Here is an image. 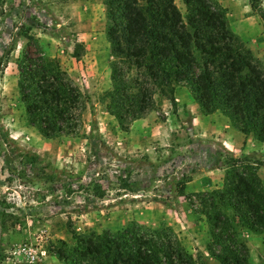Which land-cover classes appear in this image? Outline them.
<instances>
[{
  "label": "rangeland",
  "instance_id": "rangeland-1",
  "mask_svg": "<svg viewBox=\"0 0 264 264\" xmlns=\"http://www.w3.org/2000/svg\"><path fill=\"white\" fill-rule=\"evenodd\" d=\"M51 1L0 0V264H30L18 253L25 244L47 250L35 264H69L59 253L61 241L73 243L72 231H117L131 222L170 227L194 256L207 254L199 195L222 187L226 162L236 156L221 140L230 119L208 116L188 87H178L175 104L157 94L153 111L120 123L107 109L106 39L101 29L82 26L100 10L82 20L70 1L57 0L59 9ZM219 2L231 30L264 53L263 0ZM252 2L257 10L246 12ZM105 19L103 31L107 10ZM85 32L98 39L87 43ZM34 43L89 101L75 134L48 139L27 122L18 64ZM239 232L250 262L264 264V235Z\"/></svg>",
  "mask_w": 264,
  "mask_h": 264
},
{
  "label": "trees",
  "instance_id": "trees-1",
  "mask_svg": "<svg viewBox=\"0 0 264 264\" xmlns=\"http://www.w3.org/2000/svg\"><path fill=\"white\" fill-rule=\"evenodd\" d=\"M181 2L184 11L176 0H104L113 56L108 112L120 123L137 120L154 110L155 95L175 104L176 88L188 87L206 114L221 112L235 129L264 142V63L231 30L219 0ZM37 46L30 44L18 64L27 122L48 139L75 134L89 101ZM261 165L252 156H232L222 187L199 195L208 255L194 256L170 227L131 222L117 231H72L73 243L61 241L59 258L69 264H210L209 256L219 264H252L239 230L264 235Z\"/></svg>",
  "mask_w": 264,
  "mask_h": 264
},
{
  "label": "crops",
  "instance_id": "crops-1",
  "mask_svg": "<svg viewBox=\"0 0 264 264\" xmlns=\"http://www.w3.org/2000/svg\"><path fill=\"white\" fill-rule=\"evenodd\" d=\"M68 1H70L69 3L74 9L78 10V12L80 13V17H82V20L87 19L88 16L91 17L89 13L92 14L93 12L95 13L100 10V14H99L100 16H98V18L96 17L92 22H91L92 19H90L88 20L90 21V23H86V25L83 24L82 26L86 28V30L87 28H91L93 30V27H95L96 30L101 29L103 33L100 34H103L104 38L106 39L105 40L106 43L103 46L105 50L104 54L105 53L108 54L109 58L113 60L110 42L108 41L106 31H103L106 25V19H105L106 8H105L104 0H68ZM50 6L52 7L55 6L57 9H59V6L57 5V0H52L50 2ZM262 7L264 9V0L262 2ZM246 9H247L245 10L246 12L253 11L252 7L249 4L246 5ZM252 19H256V16H252ZM248 21H250V18H248ZM84 34H85L84 36L87 37V41H86L87 43L93 44L94 41L98 39L97 35L91 38L88 32H85ZM250 45L252 46L251 49L253 50V52H256V54L264 60V53H262V51L260 52V50H258V47H255L251 42ZM208 116H210V114ZM220 125H221L220 123H217L216 126L221 128ZM224 126L225 129H228L221 134L223 137L221 138V140L225 145V147H227L229 150L234 152V155L236 156H241V155L252 156L254 158H257V160H259L260 162H262L263 165H261L258 168V175L260 176L264 184V142L255 139L252 135L249 136L244 135L243 133L235 129L232 125L231 126L224 125Z\"/></svg>",
  "mask_w": 264,
  "mask_h": 264
},
{
  "label": "built area",
  "instance_id": "built-area-1",
  "mask_svg": "<svg viewBox=\"0 0 264 264\" xmlns=\"http://www.w3.org/2000/svg\"><path fill=\"white\" fill-rule=\"evenodd\" d=\"M18 253L30 264H35L40 258H45L48 252L45 248L44 250H37L36 248L25 244L21 246Z\"/></svg>",
  "mask_w": 264,
  "mask_h": 264
}]
</instances>
